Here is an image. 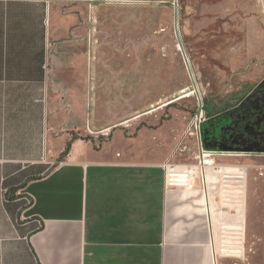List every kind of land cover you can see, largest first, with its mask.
<instances>
[{
    "label": "crops",
    "instance_id": "crops-1",
    "mask_svg": "<svg viewBox=\"0 0 264 264\" xmlns=\"http://www.w3.org/2000/svg\"><path fill=\"white\" fill-rule=\"evenodd\" d=\"M90 8L0 0V264H219L240 215L211 169L170 187L168 163L87 140Z\"/></svg>",
    "mask_w": 264,
    "mask_h": 264
},
{
    "label": "rangeland",
    "instance_id": "rangeland-1",
    "mask_svg": "<svg viewBox=\"0 0 264 264\" xmlns=\"http://www.w3.org/2000/svg\"><path fill=\"white\" fill-rule=\"evenodd\" d=\"M92 1L86 137L96 150L110 145L108 151H137L173 168L196 167L201 183L211 169L218 215H240L237 223L219 217V229L238 233L219 264H264V152L206 151L203 158L192 126L200 121L201 136L209 115H226L264 84V0H177L199 117L177 47L173 0Z\"/></svg>",
    "mask_w": 264,
    "mask_h": 264
},
{
    "label": "flooded vegetation",
    "instance_id": "flooded-vegetation-1",
    "mask_svg": "<svg viewBox=\"0 0 264 264\" xmlns=\"http://www.w3.org/2000/svg\"><path fill=\"white\" fill-rule=\"evenodd\" d=\"M250 95L251 98L242 108L236 106L226 115L214 120L212 140L209 142L211 147L217 151L242 148L239 146L240 137L255 129L256 124L264 121V84L254 89Z\"/></svg>",
    "mask_w": 264,
    "mask_h": 264
},
{
    "label": "trees",
    "instance_id": "trees-1",
    "mask_svg": "<svg viewBox=\"0 0 264 264\" xmlns=\"http://www.w3.org/2000/svg\"><path fill=\"white\" fill-rule=\"evenodd\" d=\"M213 116L209 115L204 124H202L201 129V138L203 140V129H208L209 125H213L214 119ZM263 125L260 124V127H256L255 129L248 131L246 135H242L239 140V146L242 148H249L253 150V152H264V121H261ZM211 130L208 129V132ZM209 140L206 143V146L203 144V148L205 151H217L213 147L209 145V142L212 140V133H208ZM90 140V139H87ZM70 148V144L67 145L65 151L61 154L60 159H63Z\"/></svg>",
    "mask_w": 264,
    "mask_h": 264
},
{
    "label": "water",
    "instance_id": "water-1",
    "mask_svg": "<svg viewBox=\"0 0 264 264\" xmlns=\"http://www.w3.org/2000/svg\"><path fill=\"white\" fill-rule=\"evenodd\" d=\"M173 25H174V33H175V38H176V42H177V47H178L180 54H181V57L185 63V68H186L187 74L190 78L193 92L195 93L197 101H198L197 116L199 117L201 115V112H202V102H201V98L199 95L197 84H196L195 79L193 77L190 65H189V63L186 62V55H185V52L182 48V43H181V40H180V37L178 34L177 0H173ZM260 86H263V83ZM250 98H251V95L243 103H241L238 106V108H242L248 102V100ZM212 127H213V125H209V127H208V129L211 130L210 132H208V129H203V136H204L203 137V144L205 146H206L207 141L209 140L208 133H212ZM221 151H233V152H241L242 153V152H251L252 150L249 148H237V149H222Z\"/></svg>",
    "mask_w": 264,
    "mask_h": 264
},
{
    "label": "built area",
    "instance_id": "built-area-1",
    "mask_svg": "<svg viewBox=\"0 0 264 264\" xmlns=\"http://www.w3.org/2000/svg\"><path fill=\"white\" fill-rule=\"evenodd\" d=\"M93 1L91 0V3ZM200 121H194V123L192 124V126L196 127L197 129V141H198V145H199V149H200V152H201V156L204 158V157H207V156H210V155H204L206 153V151L204 150L203 148V142H202V138L200 136V131L198 130L199 129V124ZM181 173H183V176L184 178L186 177V174L184 172V170L182 168H173L172 166H169V169H166V182L167 184L171 187V186H176V185H182L184 183L182 182H179V180L182 179V175ZM27 205L30 203L29 200H25Z\"/></svg>",
    "mask_w": 264,
    "mask_h": 264
},
{
    "label": "bare ground",
    "instance_id": "bare-ground-1",
    "mask_svg": "<svg viewBox=\"0 0 264 264\" xmlns=\"http://www.w3.org/2000/svg\"><path fill=\"white\" fill-rule=\"evenodd\" d=\"M191 95H192V93H190V94H188V95L186 94V95L181 96V98H185V97H187V96H191ZM228 155H229V154H228ZM209 163H210V160L205 161V164H206V165H209ZM185 173H186V172H185ZM181 175H182V176H181L182 179L179 180V182H182V183L186 182V177H187V176L184 178L183 173H181ZM244 175H245V170H244ZM239 178L242 179V178H244V177L241 176V177H239ZM243 225H244V224L241 223L240 228H242Z\"/></svg>",
    "mask_w": 264,
    "mask_h": 264
}]
</instances>
